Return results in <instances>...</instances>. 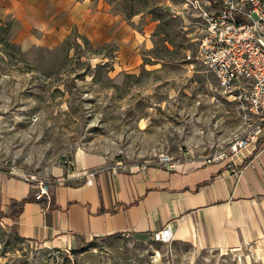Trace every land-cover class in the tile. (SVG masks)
Masks as SVG:
<instances>
[{"label":"rangeland","instance_id":"374dc122","mask_svg":"<svg viewBox=\"0 0 264 264\" xmlns=\"http://www.w3.org/2000/svg\"><path fill=\"white\" fill-rule=\"evenodd\" d=\"M90 1L103 19L55 45L17 43L0 18L1 168L52 180L77 153L122 168L232 156L252 120L197 59L195 0ZM0 264H264V237L217 250L116 234L57 250L0 219Z\"/></svg>","mask_w":264,"mask_h":264},{"label":"crops","instance_id":"0c3cea01","mask_svg":"<svg viewBox=\"0 0 264 264\" xmlns=\"http://www.w3.org/2000/svg\"><path fill=\"white\" fill-rule=\"evenodd\" d=\"M5 17L13 20V41L48 46L73 27L97 25L103 13L90 0H0ZM90 171L95 176L87 180ZM51 175L50 200L40 202L35 185L0 166V219L19 238L46 248L67 250L116 234L151 236L166 226L172 241L217 250L264 237V147L242 162L181 156L173 170L107 166L97 155L77 153Z\"/></svg>","mask_w":264,"mask_h":264},{"label":"built area","instance_id":"2783aa9c","mask_svg":"<svg viewBox=\"0 0 264 264\" xmlns=\"http://www.w3.org/2000/svg\"><path fill=\"white\" fill-rule=\"evenodd\" d=\"M200 19L196 24L197 59L215 78L218 88L244 104L252 120L247 138L230 147L231 157L242 162L264 147V0H195ZM177 159L161 155L155 165L173 170ZM70 165L69 162L66 163ZM95 171L86 174L94 178ZM21 178L36 186L33 199L49 202L52 180L35 175ZM152 238L172 241L170 226L154 232Z\"/></svg>","mask_w":264,"mask_h":264},{"label":"trees","instance_id":"16d2710c","mask_svg":"<svg viewBox=\"0 0 264 264\" xmlns=\"http://www.w3.org/2000/svg\"><path fill=\"white\" fill-rule=\"evenodd\" d=\"M2 40H0V42H1ZM8 44V42H5V45H7ZM260 143H261V141H259V144H258V148H260ZM28 199H26V200H22L21 202H19V205H22L24 202H26Z\"/></svg>","mask_w":264,"mask_h":264}]
</instances>
